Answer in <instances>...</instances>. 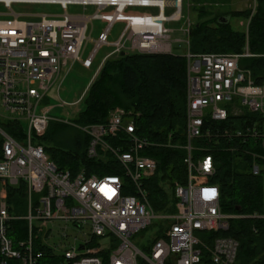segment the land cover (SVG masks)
Returning a JSON list of instances; mask_svg holds the SVG:
<instances>
[{"label": "built area", "instance_id": "built-area-1", "mask_svg": "<svg viewBox=\"0 0 264 264\" xmlns=\"http://www.w3.org/2000/svg\"><path fill=\"white\" fill-rule=\"evenodd\" d=\"M165 2H170L165 7ZM172 2V3H171ZM255 3V0H253ZM0 120L18 122L23 128L10 135L0 125V264H201L208 254L213 264H234L239 242L229 236L204 232L226 231L230 220L264 213L230 214L222 210L221 191L211 181L216 172L210 143L214 138L263 144L264 82L256 83L249 69L240 66L245 53L192 52L185 0H0ZM52 4L60 14L17 12L14 4ZM93 6L91 13L69 12V6ZM132 9V11H128ZM104 10H107L103 12ZM170 10L171 13L167 14ZM159 19V35L150 38L134 32V22ZM29 19L26 17H36ZM88 17L86 23L77 18ZM127 23L116 48L142 53H171L185 44L187 59V178L176 182V210L157 213L148 198L145 180L155 175L157 160L143 153L153 142L137 132L139 112L121 106L109 111L107 120L85 124L89 136L86 154L111 160L120 173L73 175L58 168L40 137L49 119L40 105L70 62L90 67L98 49L108 43L109 28L101 31L85 59L94 19ZM170 21L179 22L181 36L172 38ZM249 24V20H248ZM144 34V35H146ZM144 39L157 42L144 44ZM162 46V47H161ZM109 54L107 58L111 55ZM248 114L236 128L206 127L208 120L224 121L230 115ZM169 146H180L172 143ZM197 140L204 144L197 145ZM239 149L238 146L235 147ZM234 149V148H233ZM195 151L202 152L198 156ZM264 159V151H250ZM264 170L254 163L253 172ZM23 188L24 215L11 211L9 188ZM19 193V192H18ZM151 229L148 236L144 231ZM74 230L73 236L70 232ZM162 236L158 237V232ZM140 234V235H139ZM143 239L139 246L134 240Z\"/></svg>", "mask_w": 264, "mask_h": 264}, {"label": "trees", "instance_id": "trees-1", "mask_svg": "<svg viewBox=\"0 0 264 264\" xmlns=\"http://www.w3.org/2000/svg\"><path fill=\"white\" fill-rule=\"evenodd\" d=\"M232 0H195L201 3L194 7L197 20L190 28V50L192 52L250 53L240 58V66L249 69L256 83L264 82V0H255L254 8L219 12L221 4ZM216 5H218L216 7ZM249 20L248 29H235L231 18ZM84 108L79 111L82 124L105 122L109 111L121 106L140 113L137 117V132L148 138L153 145L143 153L157 160L155 175L145 180L148 198L157 213L176 210V182L184 184L187 167L184 159L187 151V59L183 54L121 52L113 58H106L91 82L83 98ZM248 114L242 117L230 115L224 121L208 120L206 127L212 129L229 126H243ZM0 125L10 135H16L18 122L0 120ZM50 124L40 137L42 144L60 169L73 175L85 169L87 173H120L113 169L111 160L91 158L86 154L89 136L77 139L74 148L47 146ZM172 143L169 146V135ZM195 144H204L197 140ZM2 138H0V157ZM238 146L239 149L235 147ZM234 148V149H233ZM262 153L263 144L226 138H214L210 143L216 172L211 181L221 191L222 210L230 214L264 213V170L253 172V165H264V159L250 151ZM202 152L195 151L198 156ZM19 192V193H18ZM23 188L10 187L11 211L24 205ZM239 208V209H238ZM210 236H229L239 242L234 264H264V218L235 217L230 220L226 231L204 232ZM158 237L162 236L159 231ZM201 264H213L205 255Z\"/></svg>", "mask_w": 264, "mask_h": 264}, {"label": "rangeland", "instance_id": "rangeland-1", "mask_svg": "<svg viewBox=\"0 0 264 264\" xmlns=\"http://www.w3.org/2000/svg\"><path fill=\"white\" fill-rule=\"evenodd\" d=\"M187 5L185 7V14L189 13L190 18L193 24L197 20V13L194 11V7L196 5H200L201 3H196L195 0H185ZM218 5H216L217 7ZM253 0H232L230 3L221 4L220 8L218 7L219 12H225L228 10H243L253 7ZM14 10L17 12H22L24 10H32L34 13H53L60 14L65 10L61 8L59 5L52 4H21L17 3L13 6ZM93 6H88L85 8L82 5H71L69 6V12H84L91 13L94 11ZM5 10L2 3H0V11ZM107 10H104L105 12ZM132 11V9L128 10ZM171 11L168 10L167 14H170ZM12 16L5 15L0 16V18H11ZM29 19H37L36 17H26ZM231 25L235 29H248V20L244 18L232 17ZM182 21L173 22L170 21L168 26L170 28H174L175 32L172 33V38H176L181 36V33L177 28L181 25ZM93 25V30L91 32V40L86 43L84 51L82 53V59H85L93 48L95 47V40H97L101 31H104L109 28V36L108 43L102 45L92 62L90 67L84 66L81 60H77L75 62H70L65 70L61 72L57 80L50 87L47 97L40 105V111L45 113L49 119L50 129L48 133V138L44 139V142L47 143V146L52 147V145L60 146L61 148H74V145L78 138L80 140L84 139L87 135L86 132L81 128L84 124L80 123L78 120L79 111L84 108V95L86 94L91 82L95 78L98 70L100 69L102 63L107 58L109 54H111L116 48V42L120 39L121 35L126 29L127 23L124 20H119L113 23L111 26L109 25L108 20L104 19H94L93 23L90 24V27ZM144 37L150 38V34L143 35ZM122 52H127V50H123ZM179 54H184L186 52V45H173V51ZM117 53L111 54L108 58H113L117 56ZM117 107V106H116ZM48 124V125H49ZM46 132V131H45ZM0 138H2L0 133ZM26 211L25 204L23 206H18L15 214L24 215ZM74 236L76 232L74 230L70 231ZM151 232V229L148 231H144V236H148ZM139 234V235H140ZM136 243L141 246L143 239H139L136 237L134 239Z\"/></svg>", "mask_w": 264, "mask_h": 264}, {"label": "bare ground", "instance_id": "bare-ground-1", "mask_svg": "<svg viewBox=\"0 0 264 264\" xmlns=\"http://www.w3.org/2000/svg\"><path fill=\"white\" fill-rule=\"evenodd\" d=\"M172 3V2H171ZM170 2H165V7L167 5H169ZM163 17H165V14H162L161 18H152V19H146V20H142L141 22H134L135 26H134V32L137 33L138 35L140 34L141 36L146 34L147 32L149 33H157L159 35L160 33V27L162 29V25H159V19H163ZM79 23H86L89 18L88 17H81V18H77ZM154 44L157 42L155 41H149L147 39H144V44ZM162 47V46H161Z\"/></svg>", "mask_w": 264, "mask_h": 264}, {"label": "crops", "instance_id": "crops-1", "mask_svg": "<svg viewBox=\"0 0 264 264\" xmlns=\"http://www.w3.org/2000/svg\"><path fill=\"white\" fill-rule=\"evenodd\" d=\"M24 11H32V10H28V9H27V10H24ZM32 12H33V11H32Z\"/></svg>", "mask_w": 264, "mask_h": 264}, {"label": "water", "instance_id": "water-1", "mask_svg": "<svg viewBox=\"0 0 264 264\" xmlns=\"http://www.w3.org/2000/svg\"><path fill=\"white\" fill-rule=\"evenodd\" d=\"M123 53H125V52H123ZM239 209V208H238Z\"/></svg>", "mask_w": 264, "mask_h": 264}]
</instances>
